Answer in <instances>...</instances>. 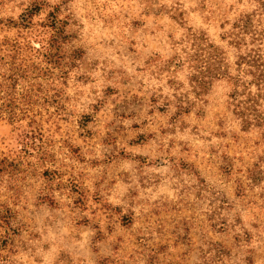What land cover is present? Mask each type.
<instances>
[{
    "label": "rangeland",
    "instance_id": "obj_1",
    "mask_svg": "<svg viewBox=\"0 0 264 264\" xmlns=\"http://www.w3.org/2000/svg\"><path fill=\"white\" fill-rule=\"evenodd\" d=\"M0 163V264H264V0H0Z\"/></svg>",
    "mask_w": 264,
    "mask_h": 264
},
{
    "label": "trees",
    "instance_id": "obj_2",
    "mask_svg": "<svg viewBox=\"0 0 264 264\" xmlns=\"http://www.w3.org/2000/svg\"><path fill=\"white\" fill-rule=\"evenodd\" d=\"M235 96V95H234ZM7 107H9V106H7ZM246 111H247V109H246ZM7 114L9 115H11V112H7ZM4 165V164H3ZM0 166H1V163H0ZM0 169H1V167H0Z\"/></svg>",
    "mask_w": 264,
    "mask_h": 264
}]
</instances>
